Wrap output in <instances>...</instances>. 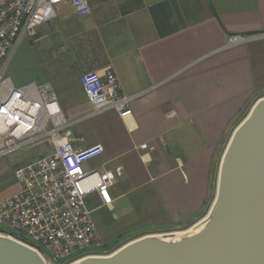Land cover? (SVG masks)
Listing matches in <instances>:
<instances>
[{"label":"crops","instance_id":"obj_1","mask_svg":"<svg viewBox=\"0 0 264 264\" xmlns=\"http://www.w3.org/2000/svg\"><path fill=\"white\" fill-rule=\"evenodd\" d=\"M234 34L250 38L225 47ZM29 37L68 56L46 82L62 110L79 114L69 120L76 145L103 146L85 168L122 167L111 204L89 200L105 244L202 217L233 128L264 95V0H89L83 16L65 3ZM108 69L125 94L140 93L131 114L83 117L79 75Z\"/></svg>","mask_w":264,"mask_h":264},{"label":"built area","instance_id":"obj_2","mask_svg":"<svg viewBox=\"0 0 264 264\" xmlns=\"http://www.w3.org/2000/svg\"><path fill=\"white\" fill-rule=\"evenodd\" d=\"M69 3L76 15L89 13V0H0V156L46 139L49 152L14 169L19 189L0 200V234L12 236L36 248L46 264H68L87 255L103 254L101 236L94 227L90 196L100 206L111 204L110 189L122 174L114 168H85L103 153V146H77L72 134L77 121H67L50 82H29L15 87L4 78L8 60L24 36L56 17V7ZM250 37L231 35L225 47ZM89 103L90 117L114 110L120 118L131 114L130 103L140 93L125 94L113 69L79 75ZM162 140V137L159 138ZM140 149H152L147 143Z\"/></svg>","mask_w":264,"mask_h":264},{"label":"water","instance_id":"obj_3","mask_svg":"<svg viewBox=\"0 0 264 264\" xmlns=\"http://www.w3.org/2000/svg\"><path fill=\"white\" fill-rule=\"evenodd\" d=\"M0 264H46L34 247L0 234ZM68 264H264V95L233 128L207 212L185 229L136 237Z\"/></svg>","mask_w":264,"mask_h":264},{"label":"rangeland","instance_id":"obj_4","mask_svg":"<svg viewBox=\"0 0 264 264\" xmlns=\"http://www.w3.org/2000/svg\"><path fill=\"white\" fill-rule=\"evenodd\" d=\"M35 39L36 38L31 39L29 36L22 37L14 48L8 60L3 76L4 78H9L15 87H20L29 82H35L38 84L41 82L49 81L48 75L60 67V60H64V62H67L68 60V56L66 55V53L63 55L61 51H57L55 49L48 50L44 46L34 43L33 40ZM56 60L59 62H57ZM63 110L67 121L79 115L77 113L70 114L68 112H65V109ZM243 116H245V114ZM74 126L71 128V130H75ZM72 134L74 135L73 132ZM47 152H49L47 140L40 139L32 144L26 145L16 150L15 152L0 156V200L11 195L13 192H16V190L18 189L19 182L14 175V169L19 165L33 161L37 157ZM215 180L216 179L214 177L213 183H215L216 185ZM212 190L213 195L215 193L214 185ZM210 204L208 205V208ZM208 208L206 209V211H204L203 215L207 212ZM187 227H169L163 230H158L160 228L156 227L154 228L155 231L147 232L144 234L177 231L185 229ZM136 237L125 240L127 236H122L121 239L113 243V249H111L110 244H105L104 240H102L101 238L104 250L103 254H108L114 251L124 243Z\"/></svg>","mask_w":264,"mask_h":264}]
</instances>
